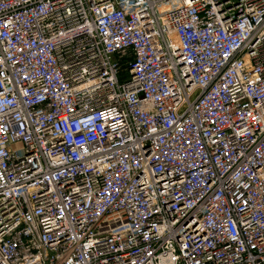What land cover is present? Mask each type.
I'll use <instances>...</instances> for the list:
<instances>
[{"label":"built area","instance_id":"1","mask_svg":"<svg viewBox=\"0 0 264 264\" xmlns=\"http://www.w3.org/2000/svg\"><path fill=\"white\" fill-rule=\"evenodd\" d=\"M0 264H264V0H0Z\"/></svg>","mask_w":264,"mask_h":264}]
</instances>
